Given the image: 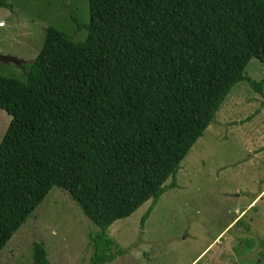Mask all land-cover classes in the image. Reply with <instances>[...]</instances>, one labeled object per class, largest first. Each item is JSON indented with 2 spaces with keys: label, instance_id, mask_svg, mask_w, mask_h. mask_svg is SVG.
<instances>
[{
  "label": "trees",
  "instance_id": "16d2710c",
  "mask_svg": "<svg viewBox=\"0 0 264 264\" xmlns=\"http://www.w3.org/2000/svg\"><path fill=\"white\" fill-rule=\"evenodd\" d=\"M88 15L72 18L83 39L49 25L24 76L0 75V250L55 185L101 237L155 201L251 58L264 61V0H88ZM29 264H51L42 244Z\"/></svg>",
  "mask_w": 264,
  "mask_h": 264
},
{
  "label": "rangeland",
  "instance_id": "374dc122",
  "mask_svg": "<svg viewBox=\"0 0 264 264\" xmlns=\"http://www.w3.org/2000/svg\"><path fill=\"white\" fill-rule=\"evenodd\" d=\"M8 2L11 8L0 7V54L25 62H0V75L24 76L49 25L86 36L72 18L88 22V0ZM243 75L155 201L101 237L55 185L2 247L0 264H29L38 243L51 264H91L93 254L113 255L99 264H264V61L251 58ZM10 119L0 108V138Z\"/></svg>",
  "mask_w": 264,
  "mask_h": 264
},
{
  "label": "water",
  "instance_id": "95a60500",
  "mask_svg": "<svg viewBox=\"0 0 264 264\" xmlns=\"http://www.w3.org/2000/svg\"><path fill=\"white\" fill-rule=\"evenodd\" d=\"M0 62H2V63L13 62L17 65H22L25 62V60L18 59V58L13 57V56H7V55H1L0 54Z\"/></svg>",
  "mask_w": 264,
  "mask_h": 264
},
{
  "label": "built area",
  "instance_id": "2783aa9c",
  "mask_svg": "<svg viewBox=\"0 0 264 264\" xmlns=\"http://www.w3.org/2000/svg\"><path fill=\"white\" fill-rule=\"evenodd\" d=\"M2 23L0 22V25H1Z\"/></svg>",
  "mask_w": 264,
  "mask_h": 264
},
{
  "label": "crops",
  "instance_id": "0c3cea01",
  "mask_svg": "<svg viewBox=\"0 0 264 264\" xmlns=\"http://www.w3.org/2000/svg\"><path fill=\"white\" fill-rule=\"evenodd\" d=\"M260 195V194H259Z\"/></svg>",
  "mask_w": 264,
  "mask_h": 264
}]
</instances>
